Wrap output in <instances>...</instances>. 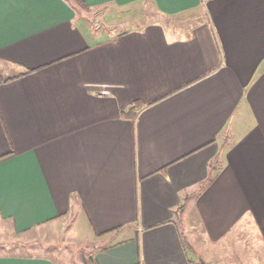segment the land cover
Instances as JSON below:
<instances>
[{
	"label": "crops",
	"instance_id": "obj_1",
	"mask_svg": "<svg viewBox=\"0 0 264 264\" xmlns=\"http://www.w3.org/2000/svg\"><path fill=\"white\" fill-rule=\"evenodd\" d=\"M85 2L162 19L97 31L70 0H0V220L70 216L94 264L264 253V0Z\"/></svg>",
	"mask_w": 264,
	"mask_h": 264
},
{
	"label": "rangeland",
	"instance_id": "obj_2",
	"mask_svg": "<svg viewBox=\"0 0 264 264\" xmlns=\"http://www.w3.org/2000/svg\"><path fill=\"white\" fill-rule=\"evenodd\" d=\"M70 1L78 7L77 10L80 14L84 18H87L97 31L131 27L136 23L133 20H139L143 23L144 21H150V19H162L156 16L155 12L150 11L147 13L145 6H142L143 9L140 13H137L139 10H130L132 12L130 16H127L126 13L128 11H124L127 9H121L115 6L87 8L79 5L77 0ZM193 18L188 19L187 15H181L178 18H169L167 21L171 20L175 23L181 22L186 25L187 23H191ZM88 21H84L83 24L88 25ZM215 163L216 161H214ZM76 230H80L78 221L75 220L74 222L70 216L34 227L24 232H17L9 222L0 220V254L14 253L47 256L56 264H94L95 254L100 243L95 241L89 242L78 238ZM242 243L241 255L235 252L238 261H241L243 264H264V253L258 254L257 246L248 244L244 240ZM235 247V245H232V248L235 249Z\"/></svg>",
	"mask_w": 264,
	"mask_h": 264
},
{
	"label": "trees",
	"instance_id": "obj_3",
	"mask_svg": "<svg viewBox=\"0 0 264 264\" xmlns=\"http://www.w3.org/2000/svg\"><path fill=\"white\" fill-rule=\"evenodd\" d=\"M78 1V4L79 5H83L84 7H89L88 5H87V3L85 2V0H77ZM74 6H75V4H74ZM77 7V6H76ZM18 76H20V75H18ZM18 76H12V77H8V78H5L4 79V81H8V80H10V79H14V78H16V77H18ZM136 107H139V102H135V104H134V108H136ZM219 160V159H218ZM218 160H217V162H218ZM214 166H216L215 164H213L212 163V168L214 169L215 167ZM217 167V166H216ZM218 168V167H217ZM216 169V168H215ZM213 178V177H212ZM211 177H210V179H212Z\"/></svg>",
	"mask_w": 264,
	"mask_h": 264
},
{
	"label": "built area",
	"instance_id": "obj_4",
	"mask_svg": "<svg viewBox=\"0 0 264 264\" xmlns=\"http://www.w3.org/2000/svg\"><path fill=\"white\" fill-rule=\"evenodd\" d=\"M103 92H104V93H107V92H108V90H104Z\"/></svg>",
	"mask_w": 264,
	"mask_h": 264
}]
</instances>
